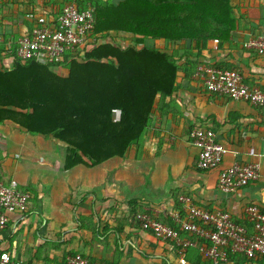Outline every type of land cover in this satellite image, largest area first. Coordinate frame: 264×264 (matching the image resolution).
I'll return each mask as SVG.
<instances>
[{
  "label": "crops",
  "instance_id": "1",
  "mask_svg": "<svg viewBox=\"0 0 264 264\" xmlns=\"http://www.w3.org/2000/svg\"><path fill=\"white\" fill-rule=\"evenodd\" d=\"M231 1L237 29L227 38L177 42V90L164 101L157 99L149 126L124 157L65 170V156L54 153L64 144L32 137L11 121L0 124V178L15 179L31 196L28 212L11 216L0 231L1 251L22 264H67V256L73 255L111 264H211L205 253L209 243L181 229L187 211L179 198L246 224L248 207L264 211V111L205 87L207 71L221 64L238 70L250 88L264 92V55L244 48L250 39L264 35V0ZM66 3L0 0V68L10 69L16 62L10 49L30 26L25 15L56 18ZM199 127L211 129L226 147L221 167H197L199 149L190 133ZM38 144L50 150L30 155ZM235 161L257 163L259 179L235 193H222L220 172ZM138 213L180 231V239L155 237L136 219ZM186 241L192 246L182 251ZM228 264L264 260L233 256Z\"/></svg>",
  "mask_w": 264,
  "mask_h": 264
},
{
  "label": "trees",
  "instance_id": "2",
  "mask_svg": "<svg viewBox=\"0 0 264 264\" xmlns=\"http://www.w3.org/2000/svg\"><path fill=\"white\" fill-rule=\"evenodd\" d=\"M85 1L95 10L90 35L95 41L83 55L64 59L60 66L66 65L67 75L56 72L59 65L34 61L16 60L12 68H0V124L11 121L31 135L64 144L65 170L122 158L140 139L157 99L164 101L177 90V42L222 41L237 29L231 0ZM214 68L234 70L221 64ZM245 221L236 220L252 232L253 223L248 217ZM233 256L264 260L229 251L221 264Z\"/></svg>",
  "mask_w": 264,
  "mask_h": 264
},
{
  "label": "built area",
  "instance_id": "3",
  "mask_svg": "<svg viewBox=\"0 0 264 264\" xmlns=\"http://www.w3.org/2000/svg\"><path fill=\"white\" fill-rule=\"evenodd\" d=\"M26 18L30 26L14 42L13 58L19 61H34L41 65H59L68 59L83 55L85 48L95 41L90 35L96 24L94 8L85 0H72L66 4L56 18L29 13ZM4 38L0 34V44ZM244 48L264 55V35L250 39ZM205 87L210 93L234 100H243L264 110V92L247 86L238 70L209 69ZM116 120L120 112L114 111ZM191 143L199 149L197 167L213 170L221 167L227 157L226 147L217 141L216 134L207 128H195L190 133ZM259 179L257 163L235 161L220 172L218 187L222 193L231 194ZM30 194L15 180L0 178V231L4 230L13 215H25L29 210ZM179 201L186 206L187 218L181 223L182 231L209 242L206 256L214 264L226 263L228 252L243 254L248 259L264 257V212L253 205L246 209L253 230L237 223L230 215L221 211H207L191 203L188 197ZM136 219L144 229L150 230L161 240L178 241V232L147 213H138ZM183 249L189 241L182 242ZM67 264H111L92 261L80 255L67 256ZM0 264H22L14 262L7 251L0 250Z\"/></svg>",
  "mask_w": 264,
  "mask_h": 264
},
{
  "label": "rangeland",
  "instance_id": "4",
  "mask_svg": "<svg viewBox=\"0 0 264 264\" xmlns=\"http://www.w3.org/2000/svg\"><path fill=\"white\" fill-rule=\"evenodd\" d=\"M118 41L120 43L122 42V43H125V44L130 42V40L129 41L125 40L126 42L124 40H118ZM56 72H58L59 75H64V76L67 75L68 74V70H67L66 65L65 66H60L59 70L56 71ZM31 136L34 137V135H31ZM41 139L42 138H40V140H39L40 142L42 141ZM43 139L45 141H48L49 138L43 137ZM38 145H39V148H37V150H35V149L33 150V148L30 149V151H29L30 155H35V156L40 155V151H44L45 153H42V155H44V154H46V152H48L50 150L49 147L45 148V146L42 147L40 144H38ZM34 151H35V153H34ZM54 153H55V155H58L60 157L65 156V148H62V147L61 148H56V152H54Z\"/></svg>",
  "mask_w": 264,
  "mask_h": 264
}]
</instances>
